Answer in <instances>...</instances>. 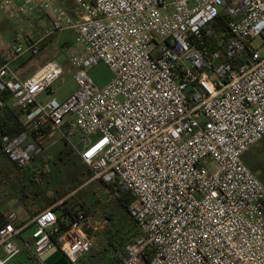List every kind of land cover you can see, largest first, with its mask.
Listing matches in <instances>:
<instances>
[{
	"label": "built area",
	"instance_id": "built-area-1",
	"mask_svg": "<svg viewBox=\"0 0 264 264\" xmlns=\"http://www.w3.org/2000/svg\"><path fill=\"white\" fill-rule=\"evenodd\" d=\"M67 1L72 17L52 0H0L2 13L24 18L27 29L35 13L51 21L40 39L28 31L0 66V94L10 91L24 112L38 110L27 131L3 138L4 155L23 171L65 141L92 181L117 198L132 192L137 235L121 264H264V184L245 162L264 139V54L252 45L264 39V0ZM218 19L226 31L210 50ZM70 30L79 90L59 102L51 95L63 83L61 63L25 81L11 64ZM101 63L112 73L104 87L88 73ZM79 134L82 148L72 142ZM64 207L33 217L31 253L40 264L53 246L69 264L94 247L87 210L68 209L62 224L55 209ZM0 221V264H9L21 252L15 240L23 227L12 207L1 209Z\"/></svg>",
	"mask_w": 264,
	"mask_h": 264
},
{
	"label": "rangeland",
	"instance_id": "rangeland-1",
	"mask_svg": "<svg viewBox=\"0 0 264 264\" xmlns=\"http://www.w3.org/2000/svg\"><path fill=\"white\" fill-rule=\"evenodd\" d=\"M53 2L65 7L68 4L67 0H53ZM28 29L24 18L20 19L14 15L6 16L0 10V34L5 41L10 44V50L15 43L19 42L17 39L19 35H27L28 31H32L33 34L36 33L34 32L36 30H34V27ZM76 37L77 36L74 33L68 34L67 38L73 46L75 45ZM71 44L68 46L62 45L60 47L63 58L60 59L59 62L65 67V74L63 77V83L53 87L55 90L54 96L59 102H63L79 90L78 83L74 77V71L71 70L69 62L68 49ZM252 45L254 48L259 47L260 52L264 54V39L262 37L255 39ZM88 73L94 82L100 87L106 86L112 77L110 69L103 63L89 68ZM81 137L80 134L75 136L72 139L73 144H78ZM94 138L95 137L88 139V144L92 143ZM245 162L255 175L260 178L264 173V139L250 149L245 155ZM83 166L79 155L75 152L72 146L66 144L64 141H59L26 170L18 171L10 163L3 173L7 186L13 191L20 192L21 187L24 184H28L30 181L29 179L33 177L35 179H41V187L56 195L59 192L66 190L75 180H78V178L83 176ZM257 167H261V170L259 169L255 171V168ZM85 171L87 172V175L91 174L89 169H85ZM99 196L100 197H96V195H94L93 186H90L82 191L71 193L68 200L64 198L62 201H67L66 205L69 207L84 204H89L94 207L93 209L85 207L91 220V228L89 231L95 239V248L93 252H101V264H113L112 261H114L115 264H119L121 255L125 250V246L131 234V231L127 230V227H124V223L127 219L132 223L131 216L129 210H124L122 208L118 198L112 194L110 189L103 183H101V194H99ZM45 204V201H42L39 205L41 209H34L35 214L32 213V216L34 217L44 209L49 208L45 206ZM109 214L112 215L114 222L110 220ZM110 227L114 230H119L118 232L123 238L121 239L122 245L119 246L120 252L112 254L110 250H106L107 248L111 249L107 238V231ZM131 243L132 240L130 241V244ZM112 256H114L113 259Z\"/></svg>",
	"mask_w": 264,
	"mask_h": 264
},
{
	"label": "crops",
	"instance_id": "crops-1",
	"mask_svg": "<svg viewBox=\"0 0 264 264\" xmlns=\"http://www.w3.org/2000/svg\"><path fill=\"white\" fill-rule=\"evenodd\" d=\"M66 8L68 9L70 16L72 17L73 10H74V4L68 1ZM32 19H33V24H34L33 26L34 30L36 29L34 32L36 33L34 34L30 33V34H32L35 39H40L43 36L45 29L50 27L51 25L50 18L46 13L38 12L34 14ZM69 33L76 34L74 30H70L64 34L61 33V34L55 35L49 39L44 40L39 45L40 53L37 56H33L31 53H26L22 57H20L17 61L13 62L11 64V70L14 73V76L21 81H25L28 78H30L32 75H34L36 72H38L41 68H43L49 62H52V61L59 62V60L63 58L60 47L62 45L68 46L69 44H71L67 38ZM23 36L26 37L25 34ZM23 36L19 35V37L17 38L19 42L15 43L13 47H11V49L14 48L15 46L23 44L24 39H25V37ZM9 50H10V44L6 42L5 39L0 34V66H2L5 60L7 59ZM54 95L55 94L53 93L51 96L53 98H56ZM49 97L50 95H42L40 97V101L45 102L48 100ZM12 106L14 107V100H13ZM2 107L3 106H0V121L4 117ZM15 111L18 114L19 119L22 121L25 131H27L31 123L36 118L38 110L36 108H32L31 110L24 112L19 108H15ZM3 136L4 135H2V132L0 130V144L3 141V138H4ZM58 142L59 141H55L51 143L48 149H50L52 146H54ZM66 144H69V143L66 142ZM78 144L82 148V145L80 144V140ZM10 163L11 162L4 155L1 149V146H0V211L3 207H6V206L14 208L19 214L20 225L23 227L21 235L17 237L15 240V245L17 248H19L21 252L15 259L11 260L9 263L10 264H40L33 258L32 253H31V249L34 243L33 233L36 230V225L32 222L33 221L32 212L22 202L21 198L19 197V191H15V190L13 191L8 186L3 185V182H6L4 179L3 172L5 171L6 167L9 166ZM85 169L87 170L89 168L86 165H84L83 166V170H84L83 176L81 178H78V180H75V181H85V182L82 184V186H80L74 192H79L90 186H93L94 195H96V197H100L99 194H101V183L102 182L92 181L91 178L89 180H86L89 177V175H87V172L85 171ZM69 197L70 195L66 196L65 199L68 200ZM60 202H65V201L61 200L52 206H55L59 204ZM73 207H75V205ZM73 207L71 206L69 207V209L74 210ZM80 207H83V208L88 207L90 209L94 208L93 206L89 204L78 205V206L76 205L75 208L77 209ZM61 213H62L61 209L57 211L58 215H60ZM94 243H95V239H94ZM94 248H95V245L92 248L91 252L85 258L82 259L80 264H101V252L94 253L93 252Z\"/></svg>",
	"mask_w": 264,
	"mask_h": 264
},
{
	"label": "trees",
	"instance_id": "trees-1",
	"mask_svg": "<svg viewBox=\"0 0 264 264\" xmlns=\"http://www.w3.org/2000/svg\"><path fill=\"white\" fill-rule=\"evenodd\" d=\"M220 19H222V18H220ZM213 27L215 28L216 34L211 39H209L207 42V46L209 47L210 50H214L216 48V42L222 36V34L226 31L224 22L222 20H219V19L213 23ZM0 100L4 103V106L2 107L4 117L0 121V130L2 132V135H4L3 136L4 138L5 137L15 138V137L21 135L22 133H24L25 128L23 126L22 121L19 119V116L16 113L15 108L12 106L14 97H13L12 93L7 90V91H4L0 94ZM0 146H1V144H0ZM259 169L261 170V167L255 168V171H257ZM263 171H264V167H263ZM91 177H92V172L86 180H89ZM259 179L264 184V173L260 176ZM29 180L30 181L28 184H24L21 187V190L19 192V196H20L22 202L24 203V205L33 214H35L34 209H41L39 205L42 201H45L46 206L50 207V206L56 204L57 202H59L60 200H62L63 198H65L66 196L70 195L72 192H74L80 186H82V184L85 182V181H74L73 184L70 185L66 190H64L63 192H59L58 194L55 195L52 192L48 191L47 189L41 187V185H40L41 181H42L41 179H38V178L35 179L32 177ZM111 189L113 190L112 187H111ZM118 200H119L120 205L122 206V208L124 210H126V209L129 210L130 205L133 202H135L136 198L132 194V192L127 191V192L122 193L121 196L118 198ZM64 204H66V201L64 202ZM75 207H73V209H76ZM68 209H69V207L67 205H65L64 209H61L62 213L59 215V220L62 224L65 223V220L68 217V214H69ZM55 210L58 211V210H60V208H56ZM109 218H110V220H112V222H114L113 221L114 219H113L111 214H109ZM131 220H132V223L128 219L124 223V227L125 228L127 227V230H130L131 234H130L128 242L125 246V250L123 251V253L121 255L119 264L122 263L123 257L127 254V249H128V246L130 245V241L131 240L133 241V239L137 235V227H136L132 218H131ZM2 224H3V221H0V225H2ZM121 230H123V229H121ZM118 231L119 230H114L112 227H110V229H108V231H107V236H108L107 238H108L109 245H110L111 249L107 248L106 250H110L111 254L120 252L119 246L122 245L121 239H123V238L120 236V233ZM113 258H114V256H112V259ZM112 262H113V264H115L114 261H112Z\"/></svg>",
	"mask_w": 264,
	"mask_h": 264
},
{
	"label": "water",
	"instance_id": "water-1",
	"mask_svg": "<svg viewBox=\"0 0 264 264\" xmlns=\"http://www.w3.org/2000/svg\"><path fill=\"white\" fill-rule=\"evenodd\" d=\"M41 260L45 264H69L67 259L62 256L61 252L57 249L56 246H53L46 250L41 255Z\"/></svg>",
	"mask_w": 264,
	"mask_h": 264
}]
</instances>
